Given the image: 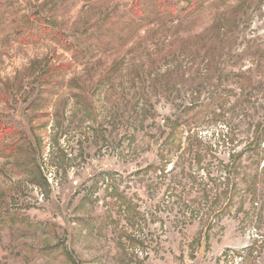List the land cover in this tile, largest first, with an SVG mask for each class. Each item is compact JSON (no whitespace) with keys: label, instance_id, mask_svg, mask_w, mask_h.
Masks as SVG:
<instances>
[{"label":"rangeland","instance_id":"374dc122","mask_svg":"<svg viewBox=\"0 0 264 264\" xmlns=\"http://www.w3.org/2000/svg\"><path fill=\"white\" fill-rule=\"evenodd\" d=\"M153 1L0 0V264H264V0Z\"/></svg>","mask_w":264,"mask_h":264},{"label":"trees","instance_id":"16d2710c","mask_svg":"<svg viewBox=\"0 0 264 264\" xmlns=\"http://www.w3.org/2000/svg\"><path fill=\"white\" fill-rule=\"evenodd\" d=\"M155 8L151 12H146L144 9H140V5L136 2L130 10V18L133 24L142 25L144 23L150 24L157 22V24H165L168 22L180 21L183 15L196 9L195 0H191L186 6L179 10L176 3L173 0H154ZM66 66L65 64L58 65L57 67ZM197 121V120H196ZM196 123V122H194Z\"/></svg>","mask_w":264,"mask_h":264}]
</instances>
